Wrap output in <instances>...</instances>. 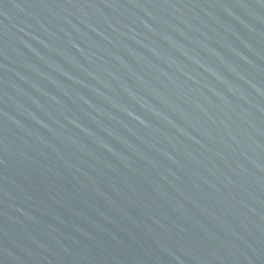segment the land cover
Returning a JSON list of instances; mask_svg holds the SVG:
<instances>
[{
    "label": "water",
    "instance_id": "95a60500",
    "mask_svg": "<svg viewBox=\"0 0 264 264\" xmlns=\"http://www.w3.org/2000/svg\"><path fill=\"white\" fill-rule=\"evenodd\" d=\"M0 264H264V0H0Z\"/></svg>",
    "mask_w": 264,
    "mask_h": 264
}]
</instances>
